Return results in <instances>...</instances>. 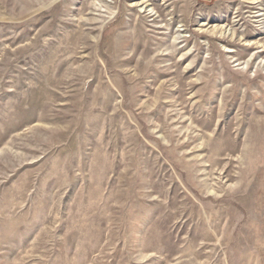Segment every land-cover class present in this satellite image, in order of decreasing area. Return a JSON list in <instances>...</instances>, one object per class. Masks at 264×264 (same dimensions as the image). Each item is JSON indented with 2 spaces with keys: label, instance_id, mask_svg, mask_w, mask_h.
Masks as SVG:
<instances>
[{
  "label": "rangeland",
  "instance_id": "374dc122",
  "mask_svg": "<svg viewBox=\"0 0 264 264\" xmlns=\"http://www.w3.org/2000/svg\"><path fill=\"white\" fill-rule=\"evenodd\" d=\"M0 264H264V0H0Z\"/></svg>",
  "mask_w": 264,
  "mask_h": 264
}]
</instances>
